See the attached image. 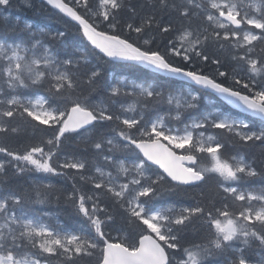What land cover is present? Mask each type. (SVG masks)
<instances>
[{
  "label": "snow or ice",
  "instance_id": "6c2138e0",
  "mask_svg": "<svg viewBox=\"0 0 264 264\" xmlns=\"http://www.w3.org/2000/svg\"><path fill=\"white\" fill-rule=\"evenodd\" d=\"M45 2L75 22L99 60L92 64L79 48L54 52L48 41L62 40V31L4 29L0 135L24 133L33 142L22 152L0 145V185L9 168L18 176L70 178L66 198L86 228L68 231L30 216L24 190L0 194V264H215L221 256L224 264H264V156L258 167L240 152L225 155L229 147L264 150V0ZM11 3L0 0V8ZM114 61L163 79H122L92 99L103 65ZM175 80L216 94L235 111L193 114L183 128L170 126L201 102L198 93L168 89ZM159 105L167 110L149 116ZM105 128L113 135H104ZM71 139L90 147L93 159L65 152ZM117 153L137 158L126 163ZM210 179L215 185L194 205L152 206L165 188L189 191ZM113 208L134 237L122 229L113 234ZM197 221L209 233L204 240L188 236ZM252 249L259 250L257 260Z\"/></svg>",
  "mask_w": 264,
  "mask_h": 264
},
{
  "label": "trees",
  "instance_id": "16d2710c",
  "mask_svg": "<svg viewBox=\"0 0 264 264\" xmlns=\"http://www.w3.org/2000/svg\"><path fill=\"white\" fill-rule=\"evenodd\" d=\"M134 2L139 4L141 0H134ZM29 5H31V7H29ZM5 17H7V19H5ZM13 25H15L17 29H22L25 25H31L34 31H38L39 29H45L46 31L50 32L62 31L65 33V36L62 38V40L48 41L54 52L58 53L60 56H63L65 51L71 52L79 48L85 54H87V57L92 62V64H96L99 60V58L95 55V52L91 49V46L87 44L86 40L83 39L81 33L77 30V27L71 25L70 22L66 21L61 15L54 12L41 0H27L25 2L24 0H12L11 6L8 9L5 10L0 8V35L4 34V29L6 27L10 28ZM85 71H87L86 68L81 69L82 73ZM206 71H208L210 75L213 74L211 69H207ZM122 79L134 81L136 83H152L162 80L156 73L145 70L139 66H129L125 63L104 64L102 83L92 93V99L103 98L105 96L106 88L110 85L118 83ZM166 86L171 90H184L179 88L184 86V84L176 80L168 82ZM196 92L201 95L214 97L213 95H208L203 91ZM42 94L47 95L46 93ZM24 95L35 98L32 92L27 90L24 91ZM122 99H126L127 102L128 100H132L131 97ZM205 100L204 102H200L199 108L194 110V113L185 114L180 121L170 120V126L183 128L184 122L189 118L190 115L193 114L200 115L217 110L228 112L230 110L226 104L219 101L218 99L214 100V104L206 103ZM166 110V105H159L156 109L150 111L148 115L152 116L156 112L163 113ZM110 133V130L106 128L103 130L104 135H110ZM32 142V138L24 133H21L18 136L11 135L8 137L0 135V145H4L13 151L18 150L22 152ZM86 147L87 146L79 139H71L65 142L64 151L70 154L83 156L91 161L94 157V152L90 147H88L87 151H85ZM237 152L246 155V158L248 159H255L258 167L260 166L262 156H264V150L260 148L245 151L238 147H229L225 155L231 156ZM116 155L117 158L127 157V161H134L137 158V154L135 153H126V155L123 156H120V153H117ZM96 163L100 164L101 166L104 164V162L99 160V158L96 159ZM201 163L206 165L207 161H202ZM25 174L22 176L15 175L13 170L9 168L7 183L0 185V194L7 193L9 191L19 192L24 190L32 199V202L30 203V216L39 214L43 217L45 222H50L52 224L59 223L63 225L68 231H80L86 228L85 222L80 216L76 214V210L72 205V202L66 198V194L72 191V181L70 178H66V183H61L60 181H57L56 176L53 175L38 173L35 177L27 175V178H25ZM49 180L53 182L50 184L52 185L51 188L45 187L46 185L43 183L44 181L46 182ZM215 183V180L210 179L208 184L202 188H193L189 191L171 192L165 188V190L162 191L160 198L156 201H153L152 206L162 207L173 204L178 206L194 205L201 199V192L206 193L209 188L215 185ZM261 183L262 182L259 180L256 181V186H259ZM77 184L82 187L83 190H86L84 189V186L88 188V185L80 184L79 181H77ZM5 187L11 190L6 189ZM56 196H59L60 199L57 200ZM41 199H43L45 202H35ZM44 213H48V215L44 216ZM113 214L116 217L115 223L111 226L113 229V234H116V229H122V235H130L134 237L136 235V230L124 223L122 219V212L117 208H113ZM188 236L190 239L195 237L204 240L209 236V233L207 229L201 224V222L197 221L188 233ZM249 256L251 259L253 258V260H255L256 257H259V250H250ZM224 262L225 256H221L215 261V264H224Z\"/></svg>",
  "mask_w": 264,
  "mask_h": 264
},
{
  "label": "bare ground",
  "instance_id": "6f19581e",
  "mask_svg": "<svg viewBox=\"0 0 264 264\" xmlns=\"http://www.w3.org/2000/svg\"><path fill=\"white\" fill-rule=\"evenodd\" d=\"M42 2H44L45 4H46V2L44 1V0H41ZM47 5V4H46ZM48 6V5H47ZM50 7V6H49ZM51 8V7H50ZM52 9V8H51ZM54 12H56L57 14H59V15H61L66 21H68V22H70L71 23V25H74V26H76V24H75V22H73V21H71L68 17H66V16H64L62 13H59L57 10H55V9H52ZM77 27V26H76ZM87 42V41H86ZM112 63H124V62H112ZM139 67H141V68H143V69H145V70H149L150 72H153L152 70H150V69H146V68H144L143 66H139ZM154 73V72H153ZM157 74V73H156ZM158 76H159V78H161V79H163L162 78V75L161 74H157ZM176 81H178V82H180V83H183L184 84V86H181V87H179V88H181V89H190L191 91H193V92H195V93H198V92H196V91H203V92H205L206 94H208V95H213L214 97H210V96H207V95H201L200 94V96H201V102H204V100L206 99V98H209V99H206L205 100V102L206 103H210V104H214L215 103V99L217 100H219V101H221V102H223L224 104H226L223 100H221V98L219 99L216 95H214V94H212V93H210V92H207L206 90H203V89H200L199 88V86H196V85H194V84H190L189 82H186V81H183V80H176ZM199 94V93H198ZM211 99V100H210ZM128 102L130 103L131 102V100H128ZM227 105V104H226ZM228 106V108L230 109L228 112H234L235 110L234 109H232L231 108V106L230 105H227ZM95 134V133H94ZM113 135V133H110V135ZM18 151V150H17ZM123 155H126V153H120V156H123ZM87 157V156H86ZM0 158H3V156L1 155L0 156ZM100 160V159H99ZM102 161V160H101ZM27 173V172H26ZM37 174L38 173H27V174H25V178H27V175H31V177H35V176H37ZM12 176V175H11ZM56 180L57 181H60L61 183H66V177H64V176H56ZM45 185H50L51 183H53V182H51V180H49V181H44L43 182ZM214 183V182H213ZM6 189H8V190H11V189H9V188H7V187H5ZM4 188V189H5ZM13 191V190H12ZM257 260V259H256Z\"/></svg>",
  "mask_w": 264,
  "mask_h": 264
},
{
  "label": "rangeland",
  "instance_id": "374dc122",
  "mask_svg": "<svg viewBox=\"0 0 264 264\" xmlns=\"http://www.w3.org/2000/svg\"><path fill=\"white\" fill-rule=\"evenodd\" d=\"M25 1H27V0H24V2H25ZM183 91H184V92H189V91H190V92H192L193 94H197V93L191 91L190 89H186V88H185ZM168 123H170V122H168ZM3 159H5V158H0V160H3ZM128 162H131V161H127V160H126V163H128ZM107 170H112V171L114 172V174H115V170H114V169H107ZM84 189H86V190H84V191H86V192L88 191V188H87L86 186H84ZM258 258H259V257H256L255 260L258 259ZM252 259H253V258H252Z\"/></svg>",
  "mask_w": 264,
  "mask_h": 264
},
{
  "label": "water",
  "instance_id": "95a60500",
  "mask_svg": "<svg viewBox=\"0 0 264 264\" xmlns=\"http://www.w3.org/2000/svg\"><path fill=\"white\" fill-rule=\"evenodd\" d=\"M45 1V0H44ZM51 7V6H50ZM114 62H122V61H114ZM197 86V85H196ZM212 94H214V93H212ZM214 95H216V94H214ZM217 96V95H216ZM219 99H220V97L219 96H217ZM221 100H222V98H221Z\"/></svg>",
  "mask_w": 264,
  "mask_h": 264
}]
</instances>
